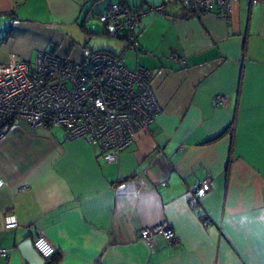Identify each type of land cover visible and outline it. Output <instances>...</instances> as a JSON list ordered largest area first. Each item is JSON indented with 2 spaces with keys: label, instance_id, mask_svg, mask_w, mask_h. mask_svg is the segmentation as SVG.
<instances>
[{
  "label": "crops",
  "instance_id": "crops-1",
  "mask_svg": "<svg viewBox=\"0 0 264 264\" xmlns=\"http://www.w3.org/2000/svg\"><path fill=\"white\" fill-rule=\"evenodd\" d=\"M160 1L0 0V63L118 54L125 40L98 15ZM136 33L140 51L125 64L152 71L160 112L116 162L61 128L13 122L0 138V248L27 264L17 246L40 231L55 247L47 264H264V0H237L228 20L168 4L142 15ZM216 94L226 105H212ZM201 181L209 189L193 205ZM161 222L172 239L140 238Z\"/></svg>",
  "mask_w": 264,
  "mask_h": 264
},
{
  "label": "built area",
  "instance_id": "built-area-1",
  "mask_svg": "<svg viewBox=\"0 0 264 264\" xmlns=\"http://www.w3.org/2000/svg\"><path fill=\"white\" fill-rule=\"evenodd\" d=\"M236 1L161 0L141 10L116 3L108 6L98 19L110 36L125 40L120 53L97 50L89 52L82 61H73L53 52H43L32 62L14 59L0 63V138L13 122L25 120L33 126L61 128L66 139L96 144L105 162H116L136 132L148 128L160 112L151 85L152 71L143 66L128 68L125 64L127 51H140L136 29L141 16L149 12L164 14L165 7L174 3L199 17L212 13L228 20ZM170 58L177 64L184 62L179 56ZM211 103L224 106L227 96L216 94ZM3 185L0 176V188ZM208 189L206 181L193 184L189 188L190 202L197 205ZM3 222L7 229L18 223L15 214L9 212ZM139 235L149 244L159 237L167 240L174 237L167 222L144 226ZM32 245L44 259L55 252L53 244L40 231ZM0 255L9 264V249L0 248Z\"/></svg>",
  "mask_w": 264,
  "mask_h": 264
},
{
  "label": "water",
  "instance_id": "water-1",
  "mask_svg": "<svg viewBox=\"0 0 264 264\" xmlns=\"http://www.w3.org/2000/svg\"><path fill=\"white\" fill-rule=\"evenodd\" d=\"M17 248L27 264H47V260L34 249L30 238L23 240Z\"/></svg>",
  "mask_w": 264,
  "mask_h": 264
},
{
  "label": "rangeland",
  "instance_id": "rangeland-1",
  "mask_svg": "<svg viewBox=\"0 0 264 264\" xmlns=\"http://www.w3.org/2000/svg\"><path fill=\"white\" fill-rule=\"evenodd\" d=\"M112 39H114V38H112ZM114 40H117V39H114Z\"/></svg>",
  "mask_w": 264,
  "mask_h": 264
},
{
  "label": "trees",
  "instance_id": "trees-1",
  "mask_svg": "<svg viewBox=\"0 0 264 264\" xmlns=\"http://www.w3.org/2000/svg\"><path fill=\"white\" fill-rule=\"evenodd\" d=\"M202 218H203V216H202ZM53 256V255H52ZM50 258V257H49ZM48 259V258H47Z\"/></svg>",
  "mask_w": 264,
  "mask_h": 264
}]
</instances>
